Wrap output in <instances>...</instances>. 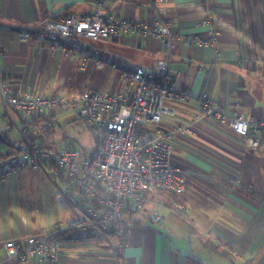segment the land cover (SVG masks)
Wrapping results in <instances>:
<instances>
[{
	"label": "crops",
	"instance_id": "0c3cea01",
	"mask_svg": "<svg viewBox=\"0 0 264 264\" xmlns=\"http://www.w3.org/2000/svg\"><path fill=\"white\" fill-rule=\"evenodd\" d=\"M97 1L0 0V70L13 94L69 98L86 90L118 92L124 90L121 72L165 58L160 40L132 34L90 40V51L64 44L79 56H92L80 69L79 56L72 60L62 51H50L44 38L20 42L16 37L18 29L48 15L87 14ZM104 3L106 13L148 23L154 19L146 0ZM166 10L176 30L205 36L200 23L208 14L217 32L215 47L180 43L170 58L178 71L174 88L184 97L168 101L174 117L159 127L172 130L192 123L190 134L175 133L172 140V162L187 171L185 192L174 196L180 210L172 209L168 192H148L143 211L127 214L132 225L122 254L115 253L116 236L89 235L77 242L63 240L60 258L65 264H264V127L252 132L258 139L252 147L228 126L205 118L195 121L200 94L228 115L236 111L256 123L264 120V0H171ZM76 119L74 106L35 116L0 103V152L26 142L56 151L76 148L74 134L66 129ZM3 168L0 154V256L5 241L63 227L71 214L55 167H28L9 175L2 174ZM155 203L162 218L158 224L148 218Z\"/></svg>",
	"mask_w": 264,
	"mask_h": 264
},
{
	"label": "built area",
	"instance_id": "2783aa9c",
	"mask_svg": "<svg viewBox=\"0 0 264 264\" xmlns=\"http://www.w3.org/2000/svg\"><path fill=\"white\" fill-rule=\"evenodd\" d=\"M146 1L154 13L151 23L106 13L104 0H98L87 14L48 15L31 27L16 31L20 42L33 36L42 37L48 41L50 51H62L72 60L79 55L74 48L65 46L66 43L90 51V40H110L125 34H132L137 39L160 40L165 58L121 72L122 91L86 90L69 98L61 94H13L11 84L2 79L0 70L2 105L21 115L35 116L53 109L66 111L74 106L82 122L99 131L94 147L88 152L76 148L56 151L45 146H32L28 142L18 149L1 150L3 175L28 167L50 170L55 167L63 178L64 196L71 214L63 227L55 225L43 234L29 235L21 241H5L0 264H65L60 258L63 240L77 242L85 236L100 234L118 238L115 253L120 255L128 246L126 239L132 225L127 214L141 213L148 201L146 194L151 191L168 192L172 209L180 210L174 196L185 192L187 171L172 162V140L175 133L190 134L192 123H183L172 130L159 127L162 120L174 117L175 108L168 101L183 100L184 97L183 92L174 88L173 80L178 71L170 66V58L180 43L215 47L217 32L208 14L200 23L205 36L176 30L166 10L171 0ZM90 59L91 55H80V69ZM198 99L200 111L195 121L209 119L228 126L248 145L255 147L258 144L252 132L263 128L264 120L256 123L236 111L228 115L207 94H200ZM42 128L45 130L47 125ZM3 137L0 128V142ZM159 207V203H155L148 216L154 224L162 219Z\"/></svg>",
	"mask_w": 264,
	"mask_h": 264
},
{
	"label": "rangeland",
	"instance_id": "374dc122",
	"mask_svg": "<svg viewBox=\"0 0 264 264\" xmlns=\"http://www.w3.org/2000/svg\"><path fill=\"white\" fill-rule=\"evenodd\" d=\"M67 130H70V133L74 134L76 141V149L88 152L90 147H92L97 139L99 133L98 130L90 129L87 127L80 119L69 125Z\"/></svg>",
	"mask_w": 264,
	"mask_h": 264
},
{
	"label": "trees",
	"instance_id": "16d2710c",
	"mask_svg": "<svg viewBox=\"0 0 264 264\" xmlns=\"http://www.w3.org/2000/svg\"><path fill=\"white\" fill-rule=\"evenodd\" d=\"M1 153V152H0Z\"/></svg>",
	"mask_w": 264,
	"mask_h": 264
}]
</instances>
